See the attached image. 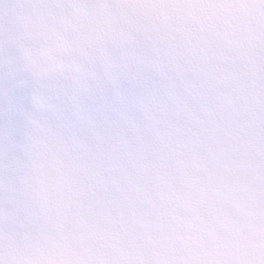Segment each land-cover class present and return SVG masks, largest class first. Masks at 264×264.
Listing matches in <instances>:
<instances>
[{
	"label": "snow or ice",
	"instance_id": "6c2138e0",
	"mask_svg": "<svg viewBox=\"0 0 264 264\" xmlns=\"http://www.w3.org/2000/svg\"><path fill=\"white\" fill-rule=\"evenodd\" d=\"M0 264H264V0H0Z\"/></svg>",
	"mask_w": 264,
	"mask_h": 264
}]
</instances>
